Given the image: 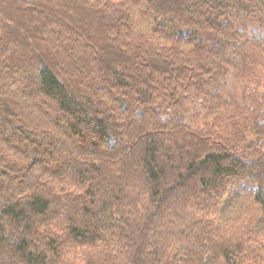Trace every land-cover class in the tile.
I'll return each instance as SVG.
<instances>
[{
	"label": "trees",
	"instance_id": "16d2710c",
	"mask_svg": "<svg viewBox=\"0 0 264 264\" xmlns=\"http://www.w3.org/2000/svg\"><path fill=\"white\" fill-rule=\"evenodd\" d=\"M0 264H264V0H0Z\"/></svg>",
	"mask_w": 264,
	"mask_h": 264
},
{
	"label": "rangeland",
	"instance_id": "374dc122",
	"mask_svg": "<svg viewBox=\"0 0 264 264\" xmlns=\"http://www.w3.org/2000/svg\"><path fill=\"white\" fill-rule=\"evenodd\" d=\"M229 202H226L224 203V206H223V209H222V217H226L228 215V212H229V205H228ZM238 203L236 202L235 205H237Z\"/></svg>",
	"mask_w": 264,
	"mask_h": 264
}]
</instances>
